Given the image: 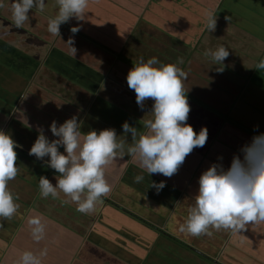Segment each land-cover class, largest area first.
I'll use <instances>...</instances> for the list:
<instances>
[{
	"label": "crops",
	"instance_id": "0c3cea01",
	"mask_svg": "<svg viewBox=\"0 0 264 264\" xmlns=\"http://www.w3.org/2000/svg\"><path fill=\"white\" fill-rule=\"evenodd\" d=\"M12 2L0 8V129L22 147L8 185L19 208L0 219V264L45 248L42 264H264V224L198 237L178 231L202 171L221 155L228 167L244 142L264 132V70L255 69L264 58V0H89L86 19L61 24L60 37L47 31L56 0H45L44 12H30L22 29L11 21ZM208 10L216 17L212 32L205 27ZM219 45L230 52L223 72L204 54ZM153 56L163 63L183 59L188 123L197 132L207 127L205 145L171 178L143 173L136 183L142 169L127 156L114 161L106 169L112 190L90 214L63 203V193L43 198L40 176L55 184L56 173L47 157L28 154L38 129L53 139L49 125L76 115L84 132L115 128L119 135L125 121L143 131L152 101L141 110L126 76L138 58ZM161 180L166 186L157 193L150 185ZM37 214L46 223L40 242L27 224Z\"/></svg>",
	"mask_w": 264,
	"mask_h": 264
},
{
	"label": "clouds",
	"instance_id": "9594fccd",
	"mask_svg": "<svg viewBox=\"0 0 264 264\" xmlns=\"http://www.w3.org/2000/svg\"><path fill=\"white\" fill-rule=\"evenodd\" d=\"M5 0H0L3 8ZM57 12L49 16L47 31L60 37V26L71 19L84 21L88 14L89 0H56ZM45 0H13L11 21L22 29L33 10L44 12ZM206 30L216 28V17L212 10L205 12ZM70 31H80V24ZM67 43L75 55L74 37ZM211 58L218 72L225 69L229 49L219 45L204 53ZM182 58L175 63H163L153 56L138 58L129 69L127 86L135 93L136 103L143 110L148 100L152 101L151 117L142 122L143 131L125 121L122 133L115 128L82 130L76 115L58 124L49 125L54 137L50 139L42 128L29 149L28 154L44 161L56 173L53 184L47 176H40L39 191L43 198H58L63 193L65 204L75 203L76 211L92 213L102 198L107 197L112 187L106 178V169L116 160L130 157L142 169L134 177L136 183L149 176L162 175L171 178L177 173L186 157L195 148H201L208 139L207 127L197 132L188 123L191 106L188 102L184 82L188 72L179 67ZM264 70V58L255 65ZM133 141L127 144L128 138ZM22 147L12 136L0 129V219H11L16 214L18 197L9 189V181L18 174L16 149ZM63 149V151H61ZM165 181H152L150 187L159 193ZM194 203L187 209L186 219L178 226L181 234L198 237L211 235V230H226L239 233L252 224H264V132H256L232 155L230 165L225 167L223 156H218L198 177V188L192 197ZM30 234L35 242L46 235V223L42 216L28 218ZM47 249L38 253L23 251L14 264H42Z\"/></svg>",
	"mask_w": 264,
	"mask_h": 264
},
{
	"label": "trees",
	"instance_id": "16d2710c",
	"mask_svg": "<svg viewBox=\"0 0 264 264\" xmlns=\"http://www.w3.org/2000/svg\"><path fill=\"white\" fill-rule=\"evenodd\" d=\"M84 66V65H83ZM85 67V66H84ZM92 70V69H91ZM92 73L94 74V71L92 70Z\"/></svg>",
	"mask_w": 264,
	"mask_h": 264
},
{
	"label": "rangeland",
	"instance_id": "374dc122",
	"mask_svg": "<svg viewBox=\"0 0 264 264\" xmlns=\"http://www.w3.org/2000/svg\"><path fill=\"white\" fill-rule=\"evenodd\" d=\"M146 44V43H145ZM154 49H156V48H154Z\"/></svg>",
	"mask_w": 264,
	"mask_h": 264
}]
</instances>
